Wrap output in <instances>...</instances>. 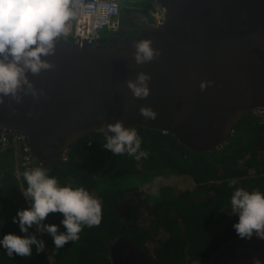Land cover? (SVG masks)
<instances>
[{
  "label": "water",
  "instance_id": "obj_1",
  "mask_svg": "<svg viewBox=\"0 0 264 264\" xmlns=\"http://www.w3.org/2000/svg\"><path fill=\"white\" fill-rule=\"evenodd\" d=\"M162 12L155 26L139 19L115 46V33L98 42L56 38L54 65L38 75L26 72L36 91L18 92L0 103V129L26 136L29 153L40 162L60 158L76 140L108 123L171 133L196 153L222 146L237 122L264 108V0H150ZM144 39L159 51L137 63L135 44ZM3 57H0L2 59ZM11 59V57H9ZM22 63V62H21ZM150 76L149 95L137 98L128 81ZM214 81L205 90L202 81ZM27 89V85H24ZM142 107L156 113L145 119ZM110 264H156L128 236L111 241ZM264 264V239L235 236L206 264Z\"/></svg>",
  "mask_w": 264,
  "mask_h": 264
},
{
  "label": "trees",
  "instance_id": "obj_2",
  "mask_svg": "<svg viewBox=\"0 0 264 264\" xmlns=\"http://www.w3.org/2000/svg\"><path fill=\"white\" fill-rule=\"evenodd\" d=\"M133 129L147 158L113 155L103 147L101 132L76 140L64 158L52 162H23L25 154L13 146L0 152V240L7 233L26 235L13 222L18 210L30 206L21 191L27 186L26 169H45L61 186L74 182V188L84 187L102 204L100 225L83 226L79 240L56 249L51 235L33 225L29 234L44 241V250L37 253L33 245L31 257H9L0 244V264H110L108 247L122 235L143 247L156 264H206L220 245L238 235L231 196L235 187L264 192V123L251 114L242 117L222 146L208 153L191 151L168 132ZM157 175H187L194 187L179 192L173 186L159 187L156 192L170 191L152 200L151 190L141 195L139 184L119 188L115 183L132 176H145L147 182ZM232 180L237 183L229 188ZM145 216L148 223H143ZM62 219L61 213H50L44 223H54L64 232Z\"/></svg>",
  "mask_w": 264,
  "mask_h": 264
},
{
  "label": "clouds",
  "instance_id": "obj_3",
  "mask_svg": "<svg viewBox=\"0 0 264 264\" xmlns=\"http://www.w3.org/2000/svg\"><path fill=\"white\" fill-rule=\"evenodd\" d=\"M147 1L149 3L142 9L153 24L151 12L157 6L152 1ZM79 3L80 0H0V57H3L0 59V103H3L4 96L9 95L19 102L18 92L21 90L26 93L31 91L33 96H36L26 72L38 75L41 70L54 67L41 57L54 54V41L62 34L67 35L68 22L75 18V8ZM122 8L121 6V10ZM151 43L150 39H144L135 44L137 63L149 62L160 54L151 47ZM149 80L148 74L140 73L137 82L128 81V87L135 97L145 98L149 95ZM213 83L211 80L202 81L200 89L205 90ZM24 85H27V89ZM140 112L146 120L156 118V113L150 108L142 107ZM106 128L107 130L102 126L99 129L106 141L103 147L113 155L127 153L136 160L148 157V151L141 149L142 140L135 129L125 128L119 120L114 124L108 123ZM23 178L27 186L21 188V191L30 201V206L18 210L13 222H18L21 232L26 235L22 237L7 233L3 236L0 244L9 257L14 253L25 258L31 257L33 245L36 246L37 253L44 250V241L38 239L35 234H29L33 225L38 232L51 235L56 249L63 248L69 241L79 240L83 226L92 228L100 225L101 201L84 187L74 188V182L61 186L56 177L48 175L47 171L40 167L26 169ZM236 183L235 180L230 181L229 188H234ZM230 203L232 213L238 215V221L233 225L238 236L251 239L255 234L264 239V192L235 187ZM50 213L63 215L61 224L65 226L66 231L59 232L54 223H44ZM254 264L261 262L257 259Z\"/></svg>",
  "mask_w": 264,
  "mask_h": 264
},
{
  "label": "built area",
  "instance_id": "obj_4",
  "mask_svg": "<svg viewBox=\"0 0 264 264\" xmlns=\"http://www.w3.org/2000/svg\"><path fill=\"white\" fill-rule=\"evenodd\" d=\"M75 11V18L68 22L67 35L62 34L60 38L87 40L95 43L100 40L102 31L115 33L120 29L121 6L118 0H80ZM151 16L155 26L161 24L163 13L158 7H154ZM250 114L259 123H264V108L254 109ZM9 145L18 147V150L25 154L23 162L35 161L29 153L24 134L6 130L0 131V152Z\"/></svg>",
  "mask_w": 264,
  "mask_h": 264
},
{
  "label": "rangeland",
  "instance_id": "obj_5",
  "mask_svg": "<svg viewBox=\"0 0 264 264\" xmlns=\"http://www.w3.org/2000/svg\"><path fill=\"white\" fill-rule=\"evenodd\" d=\"M119 1L123 9L131 5V2L126 4V0H119ZM146 3L148 4V2L145 0H141L138 3H134L135 5H137V7L135 8L138 10H142V8L144 9ZM108 35L109 34L107 31H102L100 34V40ZM145 178H146L145 176L124 177V178L116 179L115 183L119 188H126L131 185L139 184V189L142 190L140 191L141 195H143L145 191L151 190L149 195L151 196L152 200L164 197L170 191V189H161L158 192H156V190H158L159 187L162 188L163 186H167V187L173 186L177 192L187 189L190 190L194 187L193 181L187 175H167V176L157 175L151 178L148 177L147 182H144ZM28 202L30 203L29 200ZM143 220H144V222L142 221L143 223L145 222L148 223V221H146V216L144 217Z\"/></svg>",
  "mask_w": 264,
  "mask_h": 264
},
{
  "label": "crops",
  "instance_id": "obj_6",
  "mask_svg": "<svg viewBox=\"0 0 264 264\" xmlns=\"http://www.w3.org/2000/svg\"><path fill=\"white\" fill-rule=\"evenodd\" d=\"M128 2H126V4H128L129 2H131L130 6H127V8L123 9L121 11V28H128V27H133L136 25V21L139 19H141L144 16H146L142 10H138L135 7H137V5H135L134 3H138V0H127Z\"/></svg>",
  "mask_w": 264,
  "mask_h": 264
},
{
  "label": "flooded vegetation",
  "instance_id": "obj_7",
  "mask_svg": "<svg viewBox=\"0 0 264 264\" xmlns=\"http://www.w3.org/2000/svg\"><path fill=\"white\" fill-rule=\"evenodd\" d=\"M141 1V0H140ZM122 11V10H121ZM121 12H120V17H121ZM136 23H138V20L136 21ZM134 28V26L132 27ZM135 32L136 31H128L126 30L125 28L122 29L120 27V29L118 30V32L115 33V36L113 37V40L111 39L110 41L107 40L106 44H107V47H112V46H115L122 38L119 36L120 33H123V36H131V35H135Z\"/></svg>",
  "mask_w": 264,
  "mask_h": 264
}]
</instances>
